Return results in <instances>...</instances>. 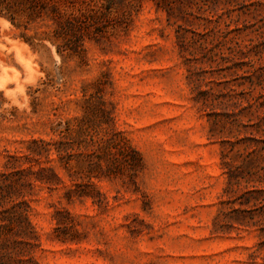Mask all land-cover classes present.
Returning a JSON list of instances; mask_svg holds the SVG:
<instances>
[{
  "label": "rangeland",
  "instance_id": "1",
  "mask_svg": "<svg viewBox=\"0 0 264 264\" xmlns=\"http://www.w3.org/2000/svg\"><path fill=\"white\" fill-rule=\"evenodd\" d=\"M120 9L83 45L74 37L32 46L0 15V173L32 139L57 138L67 120L76 154L69 171L54 152L11 161L54 166L61 178L22 176L16 196L33 226L22 256L29 264H264V0ZM94 93L138 152L136 170L102 161L107 176L80 155L91 153L84 139L99 142L107 126L91 120ZM88 180L93 197L66 199Z\"/></svg>",
  "mask_w": 264,
  "mask_h": 264
},
{
  "label": "trees",
  "instance_id": "2",
  "mask_svg": "<svg viewBox=\"0 0 264 264\" xmlns=\"http://www.w3.org/2000/svg\"><path fill=\"white\" fill-rule=\"evenodd\" d=\"M144 0H0V15L6 16L9 21L20 30V37L32 46H43L44 40L57 42L63 40L71 43L72 38H76L80 45L84 44L85 38L91 34H102L109 26H113L111 15L113 11H120V5L126 3L134 6L135 3ZM158 8L172 10V0H152ZM94 2V4H90ZM85 3L84 6L82 4ZM121 3V4H118ZM79 4V6H77ZM25 17V23L19 17ZM119 24L123 20H118ZM36 24L37 26H34ZM29 31L33 33L29 34ZM93 39H96L93 36ZM38 41V42H36ZM97 102L93 108V114L97 117L91 119L96 126L107 124L105 134L100 136L99 142L93 139L86 140L91 147V153L80 154L84 159L91 162L92 170L99 168L103 171L102 161L108 164L111 160H123L126 167L136 170L135 156L139 155L128 143V141L110 125L113 118V110L107 107L106 101L96 93L86 99ZM87 112L81 118L87 121ZM54 133L57 138L43 139L34 138L26 147L22 155H12L9 157L7 167L12 168L0 173V264H29L33 260L22 256L23 250L19 244H30V231L33 229L28 217V203L19 200L16 195L20 187L24 186L22 176L32 174L35 180L43 183H51L52 178L61 181L54 166L39 164L36 170L32 166L23 167L20 165L15 169L12 160L18 162L39 161L42 156L49 159V155L54 152L60 163L67 171L70 170V162L76 154L73 152V141L70 132L71 120L65 122L61 128V123L57 124ZM111 126V127H110ZM88 131V130H87ZM88 136H93L88 132ZM135 155V156H134ZM95 159V160H94ZM49 161V160H48ZM110 170H104V175L109 176ZM115 173V172H113ZM47 174V175H45ZM50 175L52 178H50ZM32 185V182H28ZM94 188L92 180L83 184H77L75 188H68L65 192L67 200L77 197H93L90 189ZM9 199V200H7Z\"/></svg>",
  "mask_w": 264,
  "mask_h": 264
}]
</instances>
